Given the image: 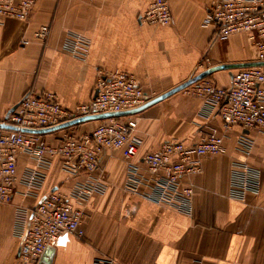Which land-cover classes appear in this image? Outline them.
<instances>
[{"label":"crops","instance_id":"obj_1","mask_svg":"<svg viewBox=\"0 0 264 264\" xmlns=\"http://www.w3.org/2000/svg\"><path fill=\"white\" fill-rule=\"evenodd\" d=\"M153 1L39 0L26 21L0 23V124L30 90L55 94L62 107L73 110L95 97L99 72L121 70L136 77L148 103L165 97L135 116L140 155L170 140L192 146L213 131L227 136L225 155L203 158L201 172L183 179L182 187L193 189L186 211L127 193L122 153L104 155L93 176L104 177L108 191L82 206L84 237L63 234L42 264H94L102 258L115 264H264V132H246L254 147L244 157L236 152L239 128L226 134L217 114L202 116V102L177 91L203 74L204 58L213 68L228 67L207 77L229 88L239 67L257 63V50L246 35L215 39L214 29L202 25L209 0H169L170 26L140 21ZM44 25L50 35L42 41L34 34ZM70 33L88 41L84 60L66 51ZM100 121L74 129L88 133ZM59 136L58 130L45 133L44 141L55 145ZM235 161L260 171V193H247L242 201L233 198ZM34 166L27 156L19 158L20 175ZM87 178L67 176L60 160H54L39 197L18 185L12 203L0 205V264H23L16 235L19 209H31L52 192L68 194Z\"/></svg>","mask_w":264,"mask_h":264},{"label":"built area","instance_id":"obj_2","mask_svg":"<svg viewBox=\"0 0 264 264\" xmlns=\"http://www.w3.org/2000/svg\"><path fill=\"white\" fill-rule=\"evenodd\" d=\"M38 2L0 0V23L5 19L26 21ZM140 21L151 26H170L173 16L169 0H154ZM202 25L214 29L216 40L246 35L257 50V64H264V0H209ZM49 35L50 27L44 25L34 37L45 41ZM88 48L89 43L82 36L68 35L65 49L74 57L84 60ZM200 68L203 73L212 69L211 60L204 58ZM185 93L202 102V116L217 114L226 134L239 128L236 152L244 157L250 155L254 142L246 132H264V66L238 70L232 75L229 88H222L206 77L186 88ZM149 101V95L133 74L115 70L99 72L95 97L73 110L62 107L55 94L30 90L8 114L2 124L15 130L0 132V205L12 203L18 185L28 189L31 196L39 197L54 160H60L67 176L88 177L68 194L52 192L31 209L17 211L21 263L42 264L46 252L65 233L84 237L82 206L95 195L107 193L105 178L93 175L109 152L122 153L127 193L179 211L190 209L193 189L182 187V181L201 172L203 158L227 153L226 135L213 131L192 146L170 140L158 150L140 155L141 141L134 135L138 126L136 114L101 120L93 131L83 134H77L75 126L60 129L55 145L46 143L45 133H40L92 116L132 112ZM23 155L34 161L35 166L20 175L19 158ZM231 187L233 198L239 201L247 193H260V171L247 162H233ZM94 264H115V261L102 258Z\"/></svg>","mask_w":264,"mask_h":264},{"label":"water","instance_id":"obj_3","mask_svg":"<svg viewBox=\"0 0 264 264\" xmlns=\"http://www.w3.org/2000/svg\"><path fill=\"white\" fill-rule=\"evenodd\" d=\"M255 66H264V64H257L256 63V64H251V65H245V66H242V67H239V68L243 69V68H249V67H255ZM220 69H228V67H217V69L216 68H212L209 71H207V72L203 73L202 75H200L195 81H192V82L188 83L187 85L181 87L177 91L185 90L186 88H188L192 84H194V83L206 78L213 71L220 70ZM164 98L165 97H161V98L155 99V100L151 101L150 103L146 104L144 107H142V108H140L138 110L132 111V112L121 113V114H107V115L92 116V117L80 119V120L75 121L73 123H68V124L62 125L60 127L54 128V129L41 131L40 133H49V132L57 131V130H60V129H66V128H70V127H73V126H79L80 124H82V123H84L86 121H89V120H105V119H109V118H119V117H124V116L135 115V114H138L139 112H141L142 110H144L145 108H147L148 106H150V105H152L154 103H157V102L161 101ZM0 129L1 130H15V129H13L11 127H8V126H5L3 124H0Z\"/></svg>","mask_w":264,"mask_h":264}]
</instances>
